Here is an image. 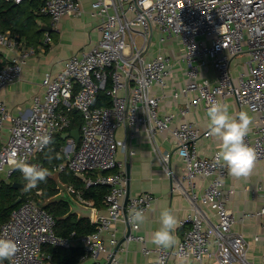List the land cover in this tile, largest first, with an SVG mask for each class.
<instances>
[{"label":"built area","instance_id":"2783aa9c","mask_svg":"<svg viewBox=\"0 0 264 264\" xmlns=\"http://www.w3.org/2000/svg\"><path fill=\"white\" fill-rule=\"evenodd\" d=\"M81 11V0H46L39 10L51 17L53 25L63 16ZM91 14L100 20L99 41L72 54L58 73L45 74L44 91L32 97L29 112L13 114L0 101V188L16 170L11 164L13 157L31 164L49 146L41 149L36 138L47 134L53 139L59 131L70 132V111L76 109L84 118L80 144L67 136L66 145L58 153L63 161L55 164L53 171L83 173L86 187L107 186L106 212L92 219L94 232L61 236L54 215L28 196L0 224V237L14 240L19 249L8 264H49L51 256L45 252V245L68 248L78 243L84 248L81 262L92 258L94 264L119 263L115 252L120 240L118 221H126L128 229H138L131 223L130 214L140 209L146 213L156 200L152 192L128 195L124 162L117 158L118 150L124 153L126 161L136 154L131 143L136 127L146 131L158 160L188 199L192 212L183 221L187 230L174 249L156 245L151 249L144 235L132 232L126 233L125 240L143 242L144 253L154 251V264H169L171 255L182 253L194 257L199 264H253L247 257L249 241L234 229L237 219L227 206L230 193L235 191L224 188L223 177L228 170L216 163L218 150L211 157L199 155L197 141L209 136L208 130L202 131L188 120L174 124L177 113H161L162 97L154 94L153 89L156 85H168L171 68L162 47L154 55L150 49L155 34L162 44L168 39H178L184 48L181 60L192 80L175 89L173 95L188 96L191 91L197 94L180 107L178 115L186 116L191 106L199 103L208 108L228 95L257 113L254 130L245 137V143L254 149L256 162L264 161V0H94ZM43 40L44 44L51 41L50 31L45 32ZM0 46L14 52L7 62H0L2 88L21 79L24 65L40 46L28 44L11 30L0 32ZM246 53L248 71H242L235 79L233 58ZM208 62L217 71L215 83L199 79L200 64ZM102 90L111 96V106L94 105ZM7 122H10L9 135L3 141ZM120 127L127 132L122 140L116 137ZM164 131L174 138L178 155L182 150L186 153L182 157L185 163L182 177H176L171 168L172 152L162 151L157 143V135ZM34 165L41 167L37 162ZM199 177L210 178L203 192L197 190ZM68 186L70 192H77L85 201L73 184ZM257 189L263 191V202L257 212L263 232L254 238L264 242V185L260 183ZM204 207H210L216 221Z\"/></svg>","mask_w":264,"mask_h":264},{"label":"crops","instance_id":"0c3cea01","mask_svg":"<svg viewBox=\"0 0 264 264\" xmlns=\"http://www.w3.org/2000/svg\"><path fill=\"white\" fill-rule=\"evenodd\" d=\"M93 1L94 0H81V13L65 15L57 25H53L50 16H41L39 23L42 24L43 29L53 27L50 31L51 41L44 44L43 39L45 34H43L40 43L36 45L40 46L37 53L30 57L24 65L21 79L0 88V101L5 102L8 109L13 114L30 111L32 97L44 91L43 79L47 72L52 74L58 73L64 66L66 59L72 54L88 49L99 41L101 37V31L99 29L100 20L98 17H94L91 14ZM41 43H43V45ZM161 47L163 52L169 57V66L171 68L168 85L166 87L156 85L153 89L154 94L162 97L160 104L161 113H177L174 124L182 120H188L202 131H207L208 117L206 113L208 108L203 103L191 106L186 116L178 115L180 107H182L187 100L194 98L197 94L196 91H191L188 96L181 95L177 98L173 95L175 89L183 87L192 80L187 74L186 64L181 60V55L184 51L181 42L178 39H168L160 45L158 50ZM158 50L152 51L151 55L156 54ZM12 53L14 54L13 51H9L7 48L0 46V62H7L8 57L11 56ZM244 57L245 59L247 58V60L245 65L243 64L241 68L240 65L242 61L240 58ZM248 59V53L233 58L232 75L235 79H237L242 71H248ZM199 72L200 80L207 78L212 83L216 82L217 71L211 62L205 65L200 64ZM220 101L228 105L230 115H236L240 111L248 112L252 118L250 131L254 130L253 120L257 117V113L252 112L247 106H241L233 95H228L224 98L220 97ZM9 128L10 122H7L2 133L3 141H6L8 138ZM134 130L135 135L131 139V143L136 150V154L126 161L124 153L121 150L117 151V158L124 162L123 170L127 181V193L129 195H138L144 192H152L155 194L156 200L145 213L147 217L146 222L140 225L138 229H131L132 233L144 235L147 238L146 245L153 249L155 244L150 241L151 233L160 227V211L168 207L173 210L178 220L175 236L179 243L187 230V226L183 224V221L189 213L192 212L190 203L183 193L175 186L173 177L164 170L146 131L141 127H136ZM126 133L125 128H118L116 133L117 139H124ZM64 138L65 142L62 147L67 143L66 137ZM156 140L162 151L172 152L171 168L176 177H182L185 170V163L183 158L175 151L176 143L172 135L164 131L157 135ZM218 145L219 141L216 137L210 135L202 136L197 141L199 155L202 157H211L213 153L218 150ZM55 174L58 176L59 173ZM209 182V177H199L197 179V190L203 192ZM223 182L225 189H235V191L229 195L227 206L232 210L237 219L234 229L242 232L249 241L250 248L247 257L253 264H262L264 261V242L262 240H255L254 237L263 232L261 217L257 214L263 202V191L257 189V187L260 183L264 185V161L255 163L254 169L249 177L237 179L231 177L227 172L223 177ZM59 185L61 190L66 189L67 191V188L69 190V184L59 180ZM68 192H70V190ZM61 195L67 197L68 193L62 192ZM77 200L79 201L75 202L72 209L73 213H76L79 217L89 218L93 214V217L90 218L92 221L96 214L106 212L104 204H102L101 207H96L93 200L83 201L79 197ZM204 208L211 219L216 221L217 217L210 207ZM247 213L251 215H244ZM116 226L119 239L125 238L128 232V223L124 220H120ZM104 237L108 239L107 234H105ZM77 246L83 247L81 243H78ZM143 246L144 243L141 241L125 240L116 252V256L119 260L118 264H154L156 253L154 251L144 253ZM110 247L107 241V248ZM178 257L179 256L175 254L171 255L169 264H177ZM188 259L189 264H199L194 257H188ZM49 264H54L51 258ZM77 264H94V260L92 258L86 259L83 262L79 260Z\"/></svg>","mask_w":264,"mask_h":264},{"label":"trees","instance_id":"16d2710c","mask_svg":"<svg viewBox=\"0 0 264 264\" xmlns=\"http://www.w3.org/2000/svg\"><path fill=\"white\" fill-rule=\"evenodd\" d=\"M45 1L23 0L20 3H15L10 0H0V32L11 30L18 33L28 44L36 46L46 32L42 24L39 23L41 16H44L39 10ZM94 105L111 106L112 98L107 91L102 90L97 94ZM70 116L72 124L68 131L82 127L84 118L80 111L72 109ZM63 134V131L55 133L52 143L37 154L30 164L40 163L41 168H46L50 174L45 181L38 184L36 189L27 191L22 196V201L28 196H32L39 204L51 212L57 219L56 229L61 236H70L73 232L79 236L90 234L96 230L95 224L92 223L90 218L79 217L76 213L71 212V201L65 195H61V191L66 192V190H61L59 180L67 184H73L76 190L80 192L82 198L84 200H93L96 207H101L104 204L108 187L104 185L86 187L85 180L73 171L60 172L57 177L54 176V165L63 161V158L58 154L65 142ZM13 182H26L23 174L17 169L10 177V180L4 181L0 188V224L7 221L11 212L22 202L14 204L17 198L21 196V191L13 187ZM71 193L78 199L77 192ZM44 250L51 256V261L54 264H77L84 252V248L77 245L68 248L45 245ZM7 261L5 260V264H8Z\"/></svg>","mask_w":264,"mask_h":264},{"label":"clouds","instance_id":"9594fccd","mask_svg":"<svg viewBox=\"0 0 264 264\" xmlns=\"http://www.w3.org/2000/svg\"><path fill=\"white\" fill-rule=\"evenodd\" d=\"M208 133L219 141L216 152V163L226 167L228 174L234 178H247L251 175L255 163L256 154L252 147L245 143V137L250 132L252 118L246 111H240L236 115H230L228 105L221 102H212L207 109ZM36 143L43 149L52 143L50 135L44 134L36 138ZM186 153L182 150L179 155ZM11 164L23 174L26 184L25 192L36 189L40 182L46 180L49 171L46 168L30 165L24 159L13 157ZM129 219L133 225L139 227L146 222L144 210H134ZM160 227L151 233L150 241L157 247L170 249L178 244L175 229L178 220L173 210L165 207L159 215ZM17 243L9 238L0 237V264L5 260H11L18 252ZM160 264V262H158ZM177 264H189L186 254H180Z\"/></svg>","mask_w":264,"mask_h":264},{"label":"water","instance_id":"95a60500","mask_svg":"<svg viewBox=\"0 0 264 264\" xmlns=\"http://www.w3.org/2000/svg\"><path fill=\"white\" fill-rule=\"evenodd\" d=\"M53 29V27H48V28H44V30H48V31H51ZM63 136L64 137H67V136H72L74 139H75V142L76 143H79V141H80V137H81V133H80V127H77V128H74V129H72L70 132H64V134H63ZM79 177H81V178H83L84 180H85V175L83 174V173H76ZM128 181H129V173H128ZM26 184V182H13V187H15V188H18L20 191H21V196H19L18 198H17V200L14 202V204H18V203H20L21 201H22V196L26 193L24 190H23V186ZM129 185V184H128ZM66 190V189H65ZM128 190H129V187H128ZM69 190H68V188H67V193H68V196H67V199L69 200V201H71V212H73V209H72V207H73V205L75 204V202H77V201H79V200H77V199H75L73 196H72V194L70 193V192H68ZM62 192H64V191H61V194H62ZM129 195V194H128ZM93 215V214H92ZM88 216L89 218H91V217H93V216ZM132 232V230H131V228L129 227V229H128V233H127V235L128 234H130ZM125 239H126V237L125 238H123V239H121L120 241H119V243H118V245H117V247H116V251L115 252H117V250L119 249V247L122 245V243L125 241ZM2 264H5V261H3L2 262Z\"/></svg>","mask_w":264,"mask_h":264},{"label":"rangeland","instance_id":"374dc122","mask_svg":"<svg viewBox=\"0 0 264 264\" xmlns=\"http://www.w3.org/2000/svg\"><path fill=\"white\" fill-rule=\"evenodd\" d=\"M139 41H141L140 38H139ZM160 44H162V43H161L160 40L158 39L157 34H155V35H154V38H153V44H152L151 49H150V54L152 53V51H156V50H158V48L160 47ZM240 59H241V61H242L241 65H240V67H241V66H243V64L245 65V62H246L247 58L245 59V57H244V58H240ZM237 62H238V60H237ZM241 68H242V67H241ZM241 68H240V69H241ZM54 176L57 177L56 174H55Z\"/></svg>","mask_w":264,"mask_h":264}]
</instances>
